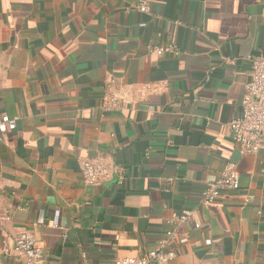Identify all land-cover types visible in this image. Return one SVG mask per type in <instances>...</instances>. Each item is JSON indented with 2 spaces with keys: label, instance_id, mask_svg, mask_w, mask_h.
<instances>
[{
  "label": "crops",
  "instance_id": "obj_1",
  "mask_svg": "<svg viewBox=\"0 0 264 264\" xmlns=\"http://www.w3.org/2000/svg\"><path fill=\"white\" fill-rule=\"evenodd\" d=\"M139 1L0 0V114L18 119L0 136V264H23L9 257L23 232L43 264H114L172 230L190 239L167 264H264V151L242 156L231 131L264 0ZM112 80L124 103L105 112ZM80 159L110 177L86 184ZM231 163L241 189L205 205Z\"/></svg>",
  "mask_w": 264,
  "mask_h": 264
},
{
  "label": "built area",
  "instance_id": "obj_2",
  "mask_svg": "<svg viewBox=\"0 0 264 264\" xmlns=\"http://www.w3.org/2000/svg\"><path fill=\"white\" fill-rule=\"evenodd\" d=\"M138 9L142 13H150L149 0H140ZM159 54L171 51V48H156ZM151 86H149L150 88ZM124 103L123 92L114 80L105 88L103 111L114 112ZM18 119L7 114H0V136L13 132L17 128ZM232 138L238 146L242 156L256 155L264 151V56L252 60L251 80L246 86V94L242 102V115L231 122ZM80 171L86 184L98 186L108 179L112 173L111 168L103 161L80 159ZM261 172L264 176V158ZM169 183L173 179L168 180ZM241 189L238 165L231 163L226 166L219 176L214 177L202 195L205 205L213 204L224 194L238 192ZM253 196H246L245 202L251 203ZM192 216L191 212H183L176 216V222H184ZM2 222L0 221V229ZM200 225L196 224V228ZM189 236L180 234L177 230L168 232L167 239L149 251L145 256L117 258L114 264H167L176 257L175 251L166 250L170 242L186 244ZM208 245L211 241L207 242ZM15 257L23 264H43L45 260L44 249L38 237L23 232L15 238L13 252L9 257Z\"/></svg>",
  "mask_w": 264,
  "mask_h": 264
}]
</instances>
